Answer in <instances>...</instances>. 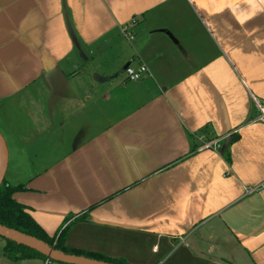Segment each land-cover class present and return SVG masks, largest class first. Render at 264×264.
I'll return each instance as SVG.
<instances>
[{
	"label": "crops",
	"instance_id": "crops-1",
	"mask_svg": "<svg viewBox=\"0 0 264 264\" xmlns=\"http://www.w3.org/2000/svg\"><path fill=\"white\" fill-rule=\"evenodd\" d=\"M141 63L149 72L128 80ZM256 100L264 0H0L6 176L50 237L68 226L66 247L264 264Z\"/></svg>",
	"mask_w": 264,
	"mask_h": 264
},
{
	"label": "trees",
	"instance_id": "trees-1",
	"mask_svg": "<svg viewBox=\"0 0 264 264\" xmlns=\"http://www.w3.org/2000/svg\"><path fill=\"white\" fill-rule=\"evenodd\" d=\"M20 189H23V187H14L6 180L0 187V224L42 239L54 246L57 250L68 254L86 256L88 258L113 264H129L123 259H112L100 253L66 247L65 241L68 233V226L61 232V234H58V236L50 237L34 219L30 212V208L19 203L14 198V193ZM78 219L82 220L86 219V217H79ZM3 239L6 240L7 243L4 247L3 255L9 259L23 260L41 258L48 260L46 256L34 249L5 238Z\"/></svg>",
	"mask_w": 264,
	"mask_h": 264
},
{
	"label": "water",
	"instance_id": "water-1",
	"mask_svg": "<svg viewBox=\"0 0 264 264\" xmlns=\"http://www.w3.org/2000/svg\"><path fill=\"white\" fill-rule=\"evenodd\" d=\"M9 166V149L0 131V187L3 185ZM0 237L34 249L48 258L64 264H113L86 256L68 254L57 250L46 241L0 224Z\"/></svg>",
	"mask_w": 264,
	"mask_h": 264
},
{
	"label": "built area",
	"instance_id": "built-area-1",
	"mask_svg": "<svg viewBox=\"0 0 264 264\" xmlns=\"http://www.w3.org/2000/svg\"><path fill=\"white\" fill-rule=\"evenodd\" d=\"M127 28L124 29L127 32ZM129 37L133 38V35L128 34ZM149 72V68L146 64L141 63L139 66L134 67L132 65H128L125 68V74L128 80L130 81H137L144 78L145 74ZM257 107L260 111V115L258 120L264 122V103L256 100ZM213 148H220L219 142H205L203 145V149H213ZM50 261V260H47Z\"/></svg>",
	"mask_w": 264,
	"mask_h": 264
},
{
	"label": "rangeland",
	"instance_id": "rangeland-1",
	"mask_svg": "<svg viewBox=\"0 0 264 264\" xmlns=\"http://www.w3.org/2000/svg\"><path fill=\"white\" fill-rule=\"evenodd\" d=\"M10 175V174H9ZM8 175V176H9ZM6 176V181H9V177ZM0 239H3L2 237H0ZM4 240V239H3ZM9 259V258H8ZM24 260V259H23ZM23 260H14V259H10V260H4L5 264H26V262H24ZM29 263V262H28ZM52 263L54 264L55 261H52Z\"/></svg>",
	"mask_w": 264,
	"mask_h": 264
}]
</instances>
